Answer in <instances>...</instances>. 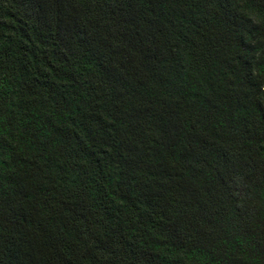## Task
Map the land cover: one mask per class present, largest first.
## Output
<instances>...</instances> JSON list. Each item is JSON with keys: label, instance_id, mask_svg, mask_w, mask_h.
Here are the masks:
<instances>
[{"label": "trees", "instance_id": "16d2710c", "mask_svg": "<svg viewBox=\"0 0 264 264\" xmlns=\"http://www.w3.org/2000/svg\"><path fill=\"white\" fill-rule=\"evenodd\" d=\"M0 264H264V0H0Z\"/></svg>", "mask_w": 264, "mask_h": 264}]
</instances>
